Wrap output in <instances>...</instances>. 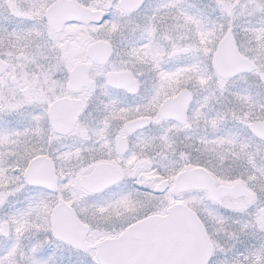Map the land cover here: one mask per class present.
Masks as SVG:
<instances>
[{"label": "snow or ice", "instance_id": "6c2138e0", "mask_svg": "<svg viewBox=\"0 0 264 264\" xmlns=\"http://www.w3.org/2000/svg\"><path fill=\"white\" fill-rule=\"evenodd\" d=\"M0 264H264V0H0Z\"/></svg>", "mask_w": 264, "mask_h": 264}]
</instances>
